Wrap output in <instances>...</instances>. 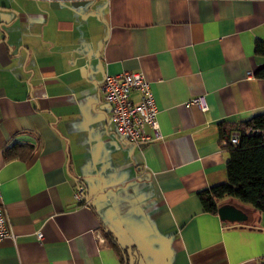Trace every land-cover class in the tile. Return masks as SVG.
Here are the masks:
<instances>
[{
	"label": "crops",
	"instance_id": "crops-1",
	"mask_svg": "<svg viewBox=\"0 0 264 264\" xmlns=\"http://www.w3.org/2000/svg\"><path fill=\"white\" fill-rule=\"evenodd\" d=\"M258 42L264 0H0V264H260L264 211L218 200L246 215L232 222L198 196L264 112ZM123 71L158 106L161 136L140 146L100 90Z\"/></svg>",
	"mask_w": 264,
	"mask_h": 264
},
{
	"label": "built area",
	"instance_id": "built-area-1",
	"mask_svg": "<svg viewBox=\"0 0 264 264\" xmlns=\"http://www.w3.org/2000/svg\"><path fill=\"white\" fill-rule=\"evenodd\" d=\"M100 90L111 107V118L116 126L117 135L138 146L152 139L150 131L156 137L161 136L156 99L149 81L142 72L123 71L113 75L107 74L100 85ZM135 93L137 98L133 96ZM191 103L198 105L204 111L208 109L203 96L193 98ZM255 133H262L264 138V131L252 128L247 130V134ZM240 135V131L235 130L229 140L224 141V145H237ZM86 194L85 185L77 182L74 198L79 205H90L91 198ZM10 235L5 210L0 207V241ZM37 235L40 240L44 238L42 232H38ZM260 264H264V258L260 260Z\"/></svg>",
	"mask_w": 264,
	"mask_h": 264
},
{
	"label": "trees",
	"instance_id": "trees-1",
	"mask_svg": "<svg viewBox=\"0 0 264 264\" xmlns=\"http://www.w3.org/2000/svg\"><path fill=\"white\" fill-rule=\"evenodd\" d=\"M256 52L264 55V42H258ZM264 78V66L256 71ZM249 128L264 131V112L257 113L239 126L240 141L227 144L230 153L226 169L228 182L198 192L205 211L217 212V201L234 197L264 211V138L262 133L247 134Z\"/></svg>",
	"mask_w": 264,
	"mask_h": 264
},
{
	"label": "water",
	"instance_id": "water-1",
	"mask_svg": "<svg viewBox=\"0 0 264 264\" xmlns=\"http://www.w3.org/2000/svg\"><path fill=\"white\" fill-rule=\"evenodd\" d=\"M218 212L224 220L243 222L246 219L244 212L233 204L225 203L219 206Z\"/></svg>",
	"mask_w": 264,
	"mask_h": 264
}]
</instances>
